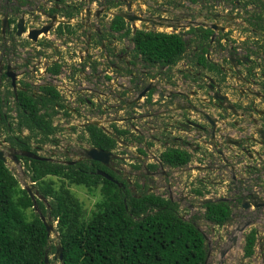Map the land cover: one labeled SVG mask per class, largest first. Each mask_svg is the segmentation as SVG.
Wrapping results in <instances>:
<instances>
[{"label": "flooded vegetation", "instance_id": "1", "mask_svg": "<svg viewBox=\"0 0 264 264\" xmlns=\"http://www.w3.org/2000/svg\"><path fill=\"white\" fill-rule=\"evenodd\" d=\"M184 1L199 5V11L190 12V9H182L180 4L150 7L146 0H54L53 4L47 0H0V128L5 129L9 148L29 151L59 164L72 160L86 162L91 168L87 172L100 177L94 191L100 187L102 192L103 184L108 182L123 192L136 190L141 196L154 193L180 207L189 199L173 192L172 176L191 173L192 164L169 173L162 157L174 147L183 146L177 141L182 130L178 124H185V120H175V117L181 118L186 108L193 113L205 112L216 120L221 133L231 138L228 141L233 148L229 153L230 164L209 156L202 159L206 166L216 170L222 179L228 178L229 172L243 176L246 171L248 177L250 171L258 178H253L247 187L242 181L230 178L236 189L231 188L239 190L240 199L237 196L228 199L224 193L225 181L217 182L221 192L214 200L228 202L232 212L225 225L220 226L224 232L220 231L215 239V249H211L208 238L198 228L206 240L204 264H253L255 259L264 264V229L257 228L259 223L247 218L231 234L228 233L229 222L235 218L234 205L248 210L242 206L240 194L243 188L249 193L255 191L259 196L264 194V176H261L264 173V143L257 133L258 128H264V0ZM93 2H96L95 6ZM53 8L58 9L57 13L52 11ZM102 9L105 11L98 17L97 12ZM165 10L168 11L167 18L189 19L196 23L189 27H174L173 30L181 36L191 29L196 32L188 34H200L188 45L184 57L172 65L147 64L141 55L140 59L139 54H135L133 38L128 40V48H122L106 29L110 30L108 19L104 17L106 13L112 22L122 13H147L146 16L154 18L163 16ZM68 13L72 14L70 18ZM54 15L57 20L53 22L51 16ZM61 21L71 29L69 42L67 38L61 41L55 33L63 26ZM125 25L132 28L131 23ZM47 26L51 27L47 33H38ZM152 26L154 29L143 30L157 32L159 27ZM207 35L208 38H203ZM62 42L63 52L60 53L58 49ZM144 68L155 71L145 72ZM8 71L14 77L8 78ZM47 91H54V95ZM20 92L48 101L46 109L42 107L43 102L38 103L40 113L55 111L52 116L53 126L57 129L55 142L38 143L28 138L30 132L27 129L18 130ZM176 93L189 96V102ZM216 93L226 98L223 105L228 109H222L211 97ZM10 103L16 110L13 118L6 112ZM225 111L229 113L227 118L223 116ZM2 119L7 120L8 128ZM80 130L84 133L81 136ZM183 132L187 136V132H194L202 138L211 136V131L203 132L193 127L191 130L185 127ZM67 133L79 140L77 145H63ZM94 133L110 138L112 145H94ZM8 134L19 143L20 135L28 142L21 143L32 150L13 145L7 139ZM1 145L0 142V148ZM89 147L103 149L116 157L106 163L84 159L81 152ZM17 157L21 162L26 158ZM243 164L250 167L244 168ZM25 172L29 177L27 167ZM252 173L250 175L254 176ZM203 179L198 180L201 191L205 192L208 187L212 189V182L206 179V183ZM31 184L36 189L35 183ZM157 187L169 190V195L164 197L155 193L153 189ZM199 206L197 209L205 213V205ZM187 208L192 210L195 207L188 204ZM254 210H264V207ZM252 235L255 237L254 253L246 256L247 239Z\"/></svg>", "mask_w": 264, "mask_h": 264}, {"label": "trees", "instance_id": "2", "mask_svg": "<svg viewBox=\"0 0 264 264\" xmlns=\"http://www.w3.org/2000/svg\"><path fill=\"white\" fill-rule=\"evenodd\" d=\"M190 1L196 3L200 0ZM67 15L71 17L72 14ZM110 29L118 33L125 30L124 35H130L120 17L114 18ZM191 32L196 30L191 29ZM194 37L199 38L200 34L196 33ZM203 38H208V35ZM133 40L135 54L142 55L152 66L154 63H177L184 57L189 45L180 34L145 30L138 31ZM47 92L54 95V91ZM18 99V130L27 129L30 132L28 138L38 143L55 142L57 129L52 122L55 111L40 113L38 104L43 102L42 107L46 109L48 101L32 98L23 92L18 94ZM2 122L8 128L7 120L2 119ZM95 133L92 139L94 145H112L110 138ZM7 139L21 149L32 150L24 144L28 142L20 135L18 139L24 143L16 142L9 134ZM22 159L30 172V181L48 201L44 203L37 199L41 213L45 217L52 216L57 222L63 264H204L207 253L204 237L193 222L180 215L178 204L154 193L141 196L130 191L123 192L105 182L102 187L104 199L88 217L69 189L70 185H76L93 192L99 185L97 180L100 177L87 172L91 168L86 162L65 165L47 160ZM162 160L172 167H180L190 161V156L181 150L171 149ZM197 190L192 192L197 196L204 195ZM204 208L205 219L216 225L225 224L231 217L228 202L214 201ZM50 241L32 198L15 174L0 160V264H45L46 253L53 255L56 250V245ZM254 244L255 237L252 235L247 239L246 256L254 253Z\"/></svg>", "mask_w": 264, "mask_h": 264}, {"label": "water", "instance_id": "3", "mask_svg": "<svg viewBox=\"0 0 264 264\" xmlns=\"http://www.w3.org/2000/svg\"><path fill=\"white\" fill-rule=\"evenodd\" d=\"M128 8L130 9V7H128ZM104 11H105V9H102L99 12H97V16L99 17L100 14ZM144 14L145 13L140 14V12H139V14H135V15L134 14L129 15L127 13H122V14H120V17L125 19L128 23H131L132 28H133V34H136V32H137V25H136L137 22L138 23H144V24L156 25L159 28H165V27H167V28H174V27H180L181 28L182 27L183 28V27H189L193 24H196L194 21H191L189 19L174 20V19L169 18V17L167 18V16H166L168 14L167 10L163 11V13H162L163 16H161V17L149 18V16H146ZM51 19L53 22L56 21L57 15L51 16ZM61 24H64L63 21H61ZM52 25H53V23L50 26H52ZM50 26H47L46 28H44L41 31H38V33H40V32L47 33V31L49 29H51ZM209 28L215 29V27H209ZM6 74H7V77H9V76L14 77L11 74V72H9V71ZM176 94L178 97H184L185 100L187 102H189V96L187 97L183 93H176ZM211 97H213L214 100L218 102V105L222 109H224V110L228 109V106L223 105V102L226 101L225 97H223L219 93H216L215 95H212ZM174 102H176V101L174 100ZM188 109L189 108L184 109L185 111H183V112L185 114L181 118L175 117V120H177V119H184L185 120L184 121L185 124H182L183 122H180L178 124L179 128L182 130L179 129L181 132V134H180L181 136L179 138H177L178 139L177 141L182 142V144L184 146H187V147L192 146L193 149L199 155H201V156H199L201 160L202 159L205 160L210 156L211 159H218L219 158L225 164H230L229 153L232 152L233 148L230 147V143H229L228 139H231V138L228 136H225L223 133H221V130L218 129L217 124H215L216 120L213 118H210L205 112L195 111L196 113H193V112H191V110L189 111ZM175 115L176 114H174V116ZM228 115H229L228 112H226V111L223 112V116L225 118H227ZM172 116H173V114H172ZM171 119H172V121H175L174 117H172ZM223 124H225V123L223 122ZM185 127H187V128L189 127V130H191V128L193 127L194 129L202 130L203 132L206 130L211 131V136L202 138V136H200L199 134H194V132H191V133L187 132L189 135V136H187L183 132V128H185ZM182 132H183V134H182ZM216 132H218V134H216ZM257 133L260 135L262 143H264V128L263 127L258 128ZM17 156L32 158V159H36V160H47V158L41 157L40 155L34 154L32 152H29V151H17L15 149L9 148V147L6 151L5 149L0 148V160L2 162H4L7 166H8V160L11 159L15 164L19 165L22 168L21 161L18 159ZM81 156L84 159H89V160L91 159V160L99 161L102 163H106L108 160L111 159V157H113V158L116 157L115 155L111 154L110 152L104 151L103 149H100L97 147H89L87 149H84L81 152ZM192 160L193 159H191L185 166L191 165ZM203 160H202V162L206 163V161H203ZM160 162L161 161H159V163ZM64 163L69 164V165H73L76 163V161L72 160V161H67ZM203 165H204L203 167L198 166L199 167L198 170L206 169V170L212 171L208 166H206V164H203ZM242 166L244 168L250 167L249 164H248V166L246 164H243ZM176 168L181 170V168H183V166L182 167H176ZM214 171H216V170H214ZM21 172H22L23 176H26V172L24 170H22ZM99 173L103 176H106L104 173H101V172H99ZM216 174H217V171H216ZM227 175H228V178L232 177L233 180L237 179L236 178L237 175L234 172H232V173L229 172ZM228 178H225V179H228ZM23 188L28 192V194L32 198L36 212L41 214V220L46 227L48 237L50 238L51 235L53 233H55L56 238L58 239L59 234L56 231V225L54 224V220H53L52 216L49 215L48 217H45L41 213V211L38 207V204H37V199L43 201L44 203L48 202L47 199H45L42 195L39 194V192L35 189L33 184H31L30 186L25 185ZM236 196L238 197L237 199H240L238 193ZM241 196H242L241 198L243 200L242 206L245 209H252L251 207H254L255 209L264 207V199L262 198V196H259V195L255 194L254 192L249 193V192L245 191L244 194ZM213 201H214L213 198H206V199L201 201V205H206V204L213 202ZM247 227H248V225L243 227L242 230H245ZM55 245H56V250H55V253L53 255V259H54V261H57L60 264H63V262H64L63 247L59 243V241H57V244H55ZM45 264H51L48 253H46V255H45Z\"/></svg>", "mask_w": 264, "mask_h": 264}, {"label": "rangeland", "instance_id": "4", "mask_svg": "<svg viewBox=\"0 0 264 264\" xmlns=\"http://www.w3.org/2000/svg\"><path fill=\"white\" fill-rule=\"evenodd\" d=\"M172 4H180V7H182V9H183V7L185 8V10L190 9V12L192 10L193 11H199V9H197V8H200L199 5L198 6L191 5L190 3H187L184 0H146V5L150 6V7H153V6L163 7L165 5L169 6ZM201 6H204V4H201ZM144 11H145V7H144ZM200 11L202 12V9H200ZM145 15H147V13H145ZM107 18H108V16H107ZM140 27L142 29H146V28L154 29V27L152 25L142 24ZM189 37H191V36H187V38H189ZM127 46H128V40L127 39L124 40L122 43L120 41V47L123 48V47H127ZM137 56H139V58H140V54ZM131 67H132V70H134L133 66H131ZM144 71L145 72H148V71L153 72L155 70H150V69L144 68ZM9 106H10V108H9V110H6V112H8V114L11 116V118H13V115L15 114L16 110H14V107L11 103ZM83 117L85 118V116H83ZM82 120H85V119H82ZM79 132H80L79 133L80 136L82 134H84L82 130H80ZM72 133H67L65 135V138L63 139V145H65V146L67 144H72L71 146L77 145V141H79V140L73 139V137L71 136ZM0 137H1L0 142L2 143L1 148L6 150L9 147V143L6 141L5 129L3 130L0 128ZM35 143L36 142L33 141V144H35ZM43 153L46 155V152H43ZM159 153L160 152H157V154H159ZM45 155H43V156H45ZM202 163L206 164L204 162H202ZM21 166H22V168L19 165L12 162L11 160H8V167L15 174V176L19 180L21 186L22 187H24L25 185L30 186L31 185L30 178L27 175L23 176V174L21 172L22 170L26 171L24 161L21 162ZM170 172H172V171L169 170V173ZM196 172H197V174H194L191 171V173L188 172L187 174L186 173H179L176 177L172 176L173 192L178 197L180 196V193H182V192L185 193L186 195H188V192L191 193L192 190H194L196 187H199L198 180L203 179L204 177L208 178L212 182V185H213L212 190H210L208 187L205 191V193H207L208 197H213V199L218 198L216 195H218L221 192V186H218L217 182H219V181L222 182L223 180L225 181L223 184L224 189H225L224 193H226L228 199H234L236 197L235 192H237L239 190H235V191L232 190V188L230 186V183H231L230 178L222 179V177L220 175H216V171H214V170L206 172V174H204L205 172H202V170L201 171L197 170ZM261 176H264V173L261 174ZM99 188L100 187H98L96 189V191L91 192L86 187H83V186H76V185H70L69 186L71 193L75 196V198L78 200V202H80L82 204L83 213H85V215L88 217L96 209L97 204L100 203L101 201H103V199H104V195ZM197 189L198 190L196 192H198V193H199V191L202 190L201 188H197ZM153 191L157 194L164 196V197L169 195V190H167V189H161V188L157 187V188L153 189ZM133 192L135 195L140 194V192L136 191V190ZM209 194H211V195L209 196ZM242 194H243V192L241 193V195ZM199 203L201 205L200 199L198 197L197 198L193 197V195H192V198H190V200H188L187 203L184 202V204H182L180 207H178L179 213L185 220L193 222L206 235V237L208 238V242L210 243L211 249H215L214 248L215 247L214 246L215 239L220 235V233L224 232V229H223V227L222 228L220 227L221 225H217V226H216V224L213 225L212 223H209L205 218H203L204 211L202 209H197L200 207ZM188 204H193L195 208L190 210L189 208H187ZM251 208L252 209L243 210L240 207L234 205L233 214H234L235 218H234V220L229 222V231H228L229 234H231L233 232L234 228L236 226H238L239 224H241L247 218L254 219L255 223L257 222L256 224L259 223V225H257L258 226L257 228L260 231H263V229H264V222H263L264 221V216H263L264 210H257L256 211V210H254L255 209L254 207H251ZM254 215L256 217H253ZM54 224L56 225V222H54ZM223 225H225V224H223ZM50 239H51V241H50L51 244H53V245L57 244L58 239L56 238L55 233H53L51 235ZM53 255H49V258L51 260V264H60L59 262L53 260ZM213 255H214V253H213ZM212 260H213V258H212ZM212 264H213V262H212ZM253 264H261V260L255 259V261H253Z\"/></svg>", "mask_w": 264, "mask_h": 264}, {"label": "clouds", "instance_id": "5", "mask_svg": "<svg viewBox=\"0 0 264 264\" xmlns=\"http://www.w3.org/2000/svg\"><path fill=\"white\" fill-rule=\"evenodd\" d=\"M52 1H54V0H47V2L50 4H53V2ZM95 4H96V2H93V5L95 6ZM60 9V8H59ZM57 8H53L52 9V11L53 12H56L57 13ZM59 13H60V11H59ZM109 13V12H108ZM107 14V13H106ZM106 14H104V17H106L107 18V15ZM109 14H111V13H109ZM138 14H139V12H138ZM70 18V17H69ZM110 18L111 17H109L108 16V25L111 27V25H112V22L110 21ZM125 23H128L127 21H125ZM128 24H130V23H128ZM143 23H136V25H137V32L138 31H140V30H143L140 26L142 25ZM67 25H64L63 24V26H61V27H59V28H57V30L55 31V33H56V35H57V37L61 40V41H64V38H67L68 39V42L69 41H71V37H72V33H71V29L69 28V27H66ZM106 29L108 30V31H110L113 35H114V37L117 39V41L116 42H118L119 41V44H120V41H121V43L124 41V40H129V39H132L134 36H135V34H133V28H128L129 30H130V35H128V36H126V35H124L125 34V30H122V31H120V33H118V32H112L111 31V29L109 30L107 27H106ZM136 32V33H137ZM157 32H160V33H164V32H161V31H157ZM188 33H190V30H186L185 32H183V34H184V36L182 35V38L186 41V42H188L189 44L190 43H192L195 39H197L196 37H194V35L193 34H188ZM168 34H170V33H168ZM171 34H175V33H171ZM177 34H180V33H177ZM121 36H122V38H121ZM187 36H191V37H189V38H187ZM191 39H193V40H191ZM66 46H67V48H68V44H66ZM60 48L58 49L59 50V52L60 53H62L63 52V42H62V44H61V46H59ZM71 46H69V48L68 49H71L70 48ZM188 48V47H187ZM185 55V54H184ZM8 78H10V77H8ZM185 165H183V167H184ZM165 167H169L168 168V172H169V170H171L172 172H177L179 169H177L176 167H172V166H170V165H167V164H165ZM180 167H182V166H180ZM193 169V168H192ZM217 175V174H216ZM196 188H199V187H196ZM195 188V189H196ZM192 195H193V197H198L199 199H200V201H202V200H204V199H206V198H210V197H208L207 196V194L204 192V195L203 196H197L195 193H193V192H188V195H186L185 193H180V196L179 197H182V198H184V199H186V200H190V198H192ZM214 199H216V198H214ZM215 201V200H214ZM213 201V202H214ZM210 203H212V202H210ZM200 204V203H199ZM203 217H204V215H203ZM54 222H56V221H54ZM210 222V221H209ZM212 223V222H211ZM213 225H214V223H212ZM56 225H57V222H56ZM54 260V259H53ZM51 261V260H50ZM51 263V262H50Z\"/></svg>", "mask_w": 264, "mask_h": 264}, {"label": "crops", "instance_id": "6", "mask_svg": "<svg viewBox=\"0 0 264 264\" xmlns=\"http://www.w3.org/2000/svg\"><path fill=\"white\" fill-rule=\"evenodd\" d=\"M175 149H177V150H182L183 152H186V153H188V155L190 156V160L191 159H193L192 160V168H193V173L194 174H197V170L199 169V167L198 166H204L203 165V163H202V160L200 159V155L193 149V148H191V147H187V146H177V147H174ZM199 164V165H198ZM190 166V165H189ZM168 168L169 167H166V170H168ZM199 171H201V170H199ZM210 170H206V169H203L202 170V172H205L204 174H206V172H209ZM202 174V173H201ZM206 179H208V178H206V177H204V179H203V181H206ZM209 180V179H208ZM207 180V181H208ZM202 181V182H203ZM207 181H206V183H207ZM263 183H264V180L262 181ZM204 183V182H203ZM206 183H204L205 184V186H206ZM211 189V188H210ZM212 190V189H211Z\"/></svg>", "mask_w": 264, "mask_h": 264}, {"label": "built area", "instance_id": "7", "mask_svg": "<svg viewBox=\"0 0 264 264\" xmlns=\"http://www.w3.org/2000/svg\"><path fill=\"white\" fill-rule=\"evenodd\" d=\"M158 31H161V32H167V33H170V34H171V33H178L177 31H174L173 28H159ZM253 164H255V162H254ZM253 168H254V167H253ZM250 173H252V172L249 171V177H248V171H246V173H245L243 176H240V175L236 174V175H237V176H236V178H237L236 180H240V181H242L243 185L247 187V186L249 185V182H250V183L253 182V181H252L253 178H255V177L258 178L257 175H254V174L252 173L254 176H251ZM263 179H264V178L262 177V180H263ZM231 187H232L233 189H236L235 186H234V184H232V183H231ZM244 190H245V188H243V190H242L243 192L247 191V190H245V191H244ZM255 190H257V189L255 188ZM252 192H253V191H252ZM254 192H255V191H254ZM257 194H258V193H257ZM261 196H262V198H264V194H261Z\"/></svg>", "mask_w": 264, "mask_h": 264}]
</instances>
